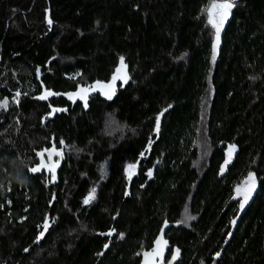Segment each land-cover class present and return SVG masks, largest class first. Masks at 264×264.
Returning <instances> with one entry per match:
<instances>
[{"label":"trees","instance_id":"1","mask_svg":"<svg viewBox=\"0 0 264 264\" xmlns=\"http://www.w3.org/2000/svg\"><path fill=\"white\" fill-rule=\"evenodd\" d=\"M211 1L0 0V264H264V0H230L215 60ZM121 57L111 99L69 98Z\"/></svg>","mask_w":264,"mask_h":264},{"label":"snow or ice","instance_id":"2","mask_svg":"<svg viewBox=\"0 0 264 264\" xmlns=\"http://www.w3.org/2000/svg\"><path fill=\"white\" fill-rule=\"evenodd\" d=\"M232 7H233V4L230 3V2L213 3L212 6H211V9L208 11L209 22L216 29V44H214V46H213L214 47L213 60H215V49H216V47L219 44L220 30L223 27L224 21L227 19L228 15H229V12H230ZM214 16H215V18H214ZM48 22H49V24H51V20H49ZM121 64L123 65V58L122 57H121ZM118 71H119V69H118ZM119 78H121V77L114 76L113 77V84H114L115 80L119 79ZM125 82H126V78H125ZM113 84L101 85L100 87L112 90L113 89ZM94 87L95 86H93V88ZM88 91H89V89H87V88H81L78 93L71 94L69 96V98L72 99L75 96H78L81 100L85 101V106H87V94H88ZM17 95H19V94H17ZM51 95H54V93L45 92V94L42 95L39 98L44 100V99H47ZM106 95H108V98L111 99V94L110 93H106ZM7 103H8L7 100L3 101L2 103H0V107L6 108L7 107ZM53 111H59V109H54ZM158 130H159V118H157V131ZM45 151H47V150H45ZM233 151H234V146L232 148H230V150H229V157H231V154H232ZM53 154L56 155V156H60L61 155L60 152H57L55 150V148H53L51 150V152H49V155H48V159L49 160L52 159V155ZM38 155L42 158L40 167H48L49 171L54 173L56 165L52 164V165L49 166V165L44 164V162H43V157L45 155L44 152H40V153H38ZM225 163L227 164L228 161H226ZM40 167H33V168L30 169V171L33 172V173L38 172V171H40ZM135 168H136L135 165H129V167H128V177H129V179H131L132 175L135 174ZM222 171H223V169H222ZM148 175L151 176V172H149ZM53 178H54V176H53ZM254 188H255V177L252 174H249V177H248L247 181L245 182V187H244L243 191H241L240 188H237V192L241 193L243 195V197H244L243 202L240 204L241 209L244 208V205L247 203L248 198L250 197L251 192L254 190ZM95 191H96L95 189H92L91 193L89 194V196L84 201L85 204H88L91 200H93L95 198ZM233 223H234V221H233ZM47 227H48V224L45 223V225H44L45 230L47 229ZM110 234L111 233H109V235ZM41 236H43V232L41 233ZM163 243L166 244L167 242L163 241ZM157 245H158V247H157V249L154 250V253L153 254H145L146 257L148 255L159 256V255L162 254V247H160V245H161V241L160 240L157 241ZM105 247H107V245ZM178 253H179V250L177 249L176 254L178 255ZM173 258H175V257H173Z\"/></svg>","mask_w":264,"mask_h":264},{"label":"rangeland","instance_id":"3","mask_svg":"<svg viewBox=\"0 0 264 264\" xmlns=\"http://www.w3.org/2000/svg\"><path fill=\"white\" fill-rule=\"evenodd\" d=\"M225 2H230V0H212L210 3H209V5H208V7H207V10H206V13H207V21L209 22V16H208V11L211 9V6H212V4L213 3H225ZM214 18H215V16H214ZM226 21V20H225ZM225 21H224V23H225ZM210 23V22H209ZM211 24V23H210ZM212 25V24H211ZM224 25V24H223ZM212 27H213V25H212ZM223 28V27H222ZM222 28H221V30H220V34H221V31H222ZM213 30H214V34H213V40H212V43H211V49H212V52H214V44H216V29L213 27ZM219 39H220V35H219ZM217 48V47H216ZM216 50V49H215ZM118 69H119V71H118ZM115 76H119V77H121V78H119V79H116L115 80V83L116 82H123L124 80H125V78H127V74H126V70H125V67L121 64V63H119V65L117 66V69L115 70ZM107 84H110L109 82H105V83H98V82H94V83H91L90 85H88V86H85L84 88H87V89H89V91H91V90H96V91H98L99 93L102 91H109V89H107V88H101L100 86L101 85H107ZM93 86H95L94 88H93ZM81 89V88H80ZM88 91V92H89ZM42 152H44L45 153V155H44V157H43V162H44V164H46V165H52V164H54L55 163V161H56V159H51V160H49L48 159V153L49 152H51V150H47V151H45V150H43ZM40 153V152H39ZM42 159V158H41ZM129 165H135V164H127L126 166H125V168H124V171H125V173H126V175L128 176V167H129ZM44 168H48V167H44ZM135 170H136V168H135ZM246 181H247V179H246ZM245 181V182H246ZM242 186H243V184H241V186L239 187L241 190H242ZM157 247H158V245L156 244L155 246H153L149 251H147V252H145L144 254H143V258L141 259V262L139 263V264H170L171 263V259L169 258V260L168 261H164L163 260V258H162V254H163V245H162V243H161V245H160V247H162V254L161 255H159V256H155V255H148L147 257H146V255L145 254H153L154 253V250L155 249H157ZM174 252H176V249L174 250ZM174 254V253H173ZM174 256V255H173ZM172 258V257H171Z\"/></svg>","mask_w":264,"mask_h":264},{"label":"water","instance_id":"4","mask_svg":"<svg viewBox=\"0 0 264 264\" xmlns=\"http://www.w3.org/2000/svg\"><path fill=\"white\" fill-rule=\"evenodd\" d=\"M114 76H115V73H112L106 82H109L110 84H113V77H114ZM114 89H115V82H114V84H113V89H112V90H109V92H106V91H103V92H102V91H101L100 93H101V95L105 96L106 93H111L112 91H114ZM78 92H79V90H78ZM78 92H72V93H69L68 95L75 94V93H78ZM233 146H234V151L232 152L231 157H229V150H230V148H232ZM237 150H238V149H237V147H236L235 144L227 143V144L225 145V147H224L223 159H222L221 162L219 163V170H218L219 174H222V173L226 170L227 166L232 162V160H233V158H234V156H235ZM226 161H228L227 164L225 163ZM222 169H223V171H222ZM244 187H245V184L243 185V189H244ZM255 187H256V183H255ZM254 189H255V188H254ZM167 225H168L167 222H165V223H163V224L161 225L160 230H159V234H160V235L163 234L164 229H165V227H166Z\"/></svg>","mask_w":264,"mask_h":264},{"label":"flooded vegetation","instance_id":"5","mask_svg":"<svg viewBox=\"0 0 264 264\" xmlns=\"http://www.w3.org/2000/svg\"><path fill=\"white\" fill-rule=\"evenodd\" d=\"M110 90V89H109ZM107 92H109V91H107Z\"/></svg>","mask_w":264,"mask_h":264}]
</instances>
